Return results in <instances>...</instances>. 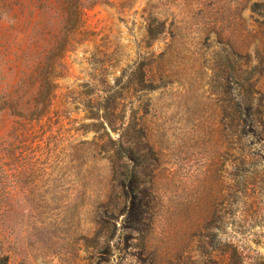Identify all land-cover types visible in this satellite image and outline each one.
I'll list each match as a JSON object with an SVG mask.
<instances>
[{"label":"rangeland","instance_id":"1","mask_svg":"<svg viewBox=\"0 0 264 264\" xmlns=\"http://www.w3.org/2000/svg\"><path fill=\"white\" fill-rule=\"evenodd\" d=\"M69 12L67 0H0V96L32 109L35 72L56 52L47 114L0 111V254L217 264L241 239L264 261V227L233 232L264 223L259 178L235 186L237 166L264 176V138L238 136L231 115L250 97L264 127V0H80L68 32Z\"/></svg>","mask_w":264,"mask_h":264},{"label":"trees","instance_id":"2","mask_svg":"<svg viewBox=\"0 0 264 264\" xmlns=\"http://www.w3.org/2000/svg\"><path fill=\"white\" fill-rule=\"evenodd\" d=\"M70 7V12L68 16L65 18L64 29L66 31L76 30L78 24L80 23V0H67ZM96 3V2H95ZM71 31V32H72ZM56 52H51L42 65H40L34 75L35 81L38 83V91L32 97L31 102L33 104L32 109L25 111V109L20 107L21 100L23 97L21 95L16 94L15 92H10L0 96V111H7L11 116L16 117L18 119H28L29 121L32 120H39L48 112V108L50 106V102L53 97V90L55 88L54 84V55ZM252 99L250 97L243 99L242 103L239 107L233 109L231 111V115L234 117L233 119L237 121L240 129H237L238 136H249L250 138L260 137L264 138V127L261 125L260 120H258V113L253 108ZM92 119L98 120L100 123L97 125L96 123L91 124L92 127H97L94 132H98V127L104 131V137L106 142L114 144V140L109 135L107 128L114 129L112 125V120L109 118L103 117H92ZM103 147V146H102ZM104 148V147H103ZM105 151L107 148H104ZM106 153V152H105ZM117 151L111 156L112 158H118ZM247 159H249L248 164L253 165L256 161L258 156L255 152H249L246 154ZM244 165L243 161L241 162ZM246 172L242 171L240 166L236 167L235 170V186L246 188L248 181L259 178V181L262 185H264V176L254 174V170H245ZM132 190L133 187H130ZM133 193V197L131 199L132 207H135V191H131ZM128 194V193H127ZM142 202H139V205ZM145 213L144 210H140V214ZM217 229L221 230V225L217 224ZM255 226L264 227V223L257 224L252 222L243 221V223L234 224L233 232L235 234H243L248 230H252ZM254 236V235H253ZM252 242L255 244L260 243V240L252 238ZM245 241L241 239L234 240L233 243L222 245L220 248V255L217 260V264H264L261 257L258 253H254L246 251ZM9 257L3 256L0 254V264H9Z\"/></svg>","mask_w":264,"mask_h":264}]
</instances>
